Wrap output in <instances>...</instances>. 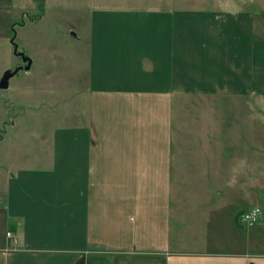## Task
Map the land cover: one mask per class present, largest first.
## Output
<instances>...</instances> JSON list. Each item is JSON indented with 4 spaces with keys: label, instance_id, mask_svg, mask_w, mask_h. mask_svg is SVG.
<instances>
[{
    "label": "crops",
    "instance_id": "0c3cea01",
    "mask_svg": "<svg viewBox=\"0 0 264 264\" xmlns=\"http://www.w3.org/2000/svg\"><path fill=\"white\" fill-rule=\"evenodd\" d=\"M190 1L41 0L43 14L69 13L87 32L85 79L70 120L60 111L35 156L5 175L0 264H264V18L256 26V0ZM185 95L233 98L216 124L232 128L216 134L230 138L229 155L173 150ZM252 206L255 223L233 222Z\"/></svg>",
    "mask_w": 264,
    "mask_h": 264
},
{
    "label": "rangeland",
    "instance_id": "374dc122",
    "mask_svg": "<svg viewBox=\"0 0 264 264\" xmlns=\"http://www.w3.org/2000/svg\"><path fill=\"white\" fill-rule=\"evenodd\" d=\"M36 3L33 11L0 10V78L21 67L7 79V86L0 88V191L6 173L23 163L24 154L35 156L39 150L38 136L46 135L52 126L63 122L60 111L68 114L70 120L72 90L85 79L87 32L76 30L75 16L58 11L43 14L41 0ZM189 4L214 6L213 0H191ZM256 12L257 26L264 18V0H256ZM82 25L87 27L85 22ZM11 39L16 52L30 58L28 70L22 68L25 63L14 54ZM232 103L233 98L222 96L177 97L172 115L173 150L198 158L201 147L208 157L216 156L224 148L229 155L232 151L229 136V139L225 136L228 140L221 145L216 142V134L221 129L230 134L232 128L216 124L229 121ZM263 122L257 109V165L263 164ZM201 135L208 142H199ZM260 196L258 191V199ZM224 212L227 215L226 209ZM233 222H237L236 218ZM4 230L0 220V237ZM224 231L227 232L226 222Z\"/></svg>",
    "mask_w": 264,
    "mask_h": 264
},
{
    "label": "built area",
    "instance_id": "2783aa9c",
    "mask_svg": "<svg viewBox=\"0 0 264 264\" xmlns=\"http://www.w3.org/2000/svg\"><path fill=\"white\" fill-rule=\"evenodd\" d=\"M260 216V208L258 206H252L247 210L241 212L237 216V221L242 226H251L255 223ZM6 236H9V233L6 232Z\"/></svg>",
    "mask_w": 264,
    "mask_h": 264
},
{
    "label": "water",
    "instance_id": "95a60500",
    "mask_svg": "<svg viewBox=\"0 0 264 264\" xmlns=\"http://www.w3.org/2000/svg\"><path fill=\"white\" fill-rule=\"evenodd\" d=\"M12 42V39L10 40ZM13 52L16 53V45L13 44ZM19 55L22 56V61L25 62V65L22 67L24 70H28L31 64V60L29 57L24 56L22 52H18ZM21 67L18 66L14 68L10 73L3 74L0 78V88H4L7 86V79L11 77L18 69Z\"/></svg>",
    "mask_w": 264,
    "mask_h": 264
},
{
    "label": "flooded vegetation",
    "instance_id": "af4514ba",
    "mask_svg": "<svg viewBox=\"0 0 264 264\" xmlns=\"http://www.w3.org/2000/svg\"><path fill=\"white\" fill-rule=\"evenodd\" d=\"M12 44V47H13V43L10 42ZM21 61H22V56L18 54V52L14 53ZM22 63H25L22 61Z\"/></svg>",
    "mask_w": 264,
    "mask_h": 264
}]
</instances>
